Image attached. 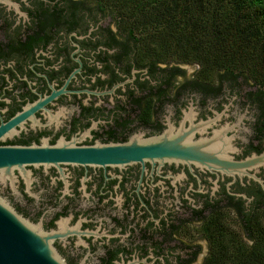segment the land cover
Wrapping results in <instances>:
<instances>
[{
  "label": "flooded vegetation",
  "instance_id": "obj_1",
  "mask_svg": "<svg viewBox=\"0 0 264 264\" xmlns=\"http://www.w3.org/2000/svg\"><path fill=\"white\" fill-rule=\"evenodd\" d=\"M136 40L97 0H0V146L31 148L0 169V197L66 264H237L206 231L235 221L254 244L264 163L205 162L264 153V87ZM115 145L143 153L77 159Z\"/></svg>",
  "mask_w": 264,
  "mask_h": 264
},
{
  "label": "trees",
  "instance_id": "obj_2",
  "mask_svg": "<svg viewBox=\"0 0 264 264\" xmlns=\"http://www.w3.org/2000/svg\"><path fill=\"white\" fill-rule=\"evenodd\" d=\"M118 17L137 40L152 43L162 57L199 62L205 72L227 68L247 72L264 87V0H97ZM136 40V41H137ZM244 223V222H242ZM218 247L223 258L236 251L237 264H264V222L243 225L255 238L248 245L240 233L220 223ZM246 226V227H245Z\"/></svg>",
  "mask_w": 264,
  "mask_h": 264
},
{
  "label": "water",
  "instance_id": "obj_3",
  "mask_svg": "<svg viewBox=\"0 0 264 264\" xmlns=\"http://www.w3.org/2000/svg\"><path fill=\"white\" fill-rule=\"evenodd\" d=\"M30 151L31 148L0 146V169L10 165L12 155H24ZM77 151V159L91 162H108L112 159L127 161L143 153L134 145L93 147ZM209 151L213 155L217 150L211 148ZM211 158L205 162L207 166L215 164V167L228 173L237 170L240 174L244 168L264 163V153L244 161H232L227 156L220 158L213 155ZM53 237L52 232H44L40 224L28 222L0 197V264H66L52 245Z\"/></svg>",
  "mask_w": 264,
  "mask_h": 264
},
{
  "label": "rangeland",
  "instance_id": "obj_4",
  "mask_svg": "<svg viewBox=\"0 0 264 264\" xmlns=\"http://www.w3.org/2000/svg\"><path fill=\"white\" fill-rule=\"evenodd\" d=\"M230 228H232L234 231L239 232L240 234L242 233V231L240 230V227L237 225V223L235 221L230 222Z\"/></svg>",
  "mask_w": 264,
  "mask_h": 264
}]
</instances>
